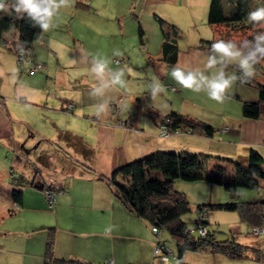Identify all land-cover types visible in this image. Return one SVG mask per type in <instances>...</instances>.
Segmentation results:
<instances>
[{
	"label": "crops",
	"instance_id": "1",
	"mask_svg": "<svg viewBox=\"0 0 264 264\" xmlns=\"http://www.w3.org/2000/svg\"><path fill=\"white\" fill-rule=\"evenodd\" d=\"M211 1L73 0L35 42L30 57L46 70L34 74L23 73L17 63L19 34L4 35L7 44L0 42V264H44L50 229H54L53 254L58 259L91 264H179L175 258L167 262L155 258L154 248L163 240L162 233L155 236L151 226L130 213L97 177L109 178L117 169L163 151L213 156L211 168L227 160L247 164L251 149L264 159V117L246 119L242 111L218 123L202 120L214 129L221 127L212 138L186 132L161 136V122L169 114L192 113L183 111V93L165 103L162 91L153 100L154 81L169 88L178 85L170 75L175 67L210 75L220 65L206 67L213 55L207 39L197 42L193 37L192 43L186 36L177 40L176 63L165 61L155 16L178 29L192 28L208 22ZM99 64L105 65L103 74L93 70ZM120 70L124 72L122 84H115ZM241 98L243 103L259 102V94ZM69 104L74 108L65 114ZM119 120L125 122V129L115 126ZM214 143L220 144L218 151L210 149ZM22 144L24 148L34 146L33 162L21 158ZM21 174L24 180L18 177ZM14 178L24 184L19 186L23 191L20 205L12 196L18 188L12 183ZM34 180L41 184L54 181L57 200L53 211L47 208L45 193L32 187ZM202 184L206 190L196 201L197 207L264 200L260 195L256 200L239 199L238 192L232 195L221 187ZM247 227L252 228L239 216L231 231L238 243L260 249L264 256V237H242ZM184 262L264 264L253 256L231 261L209 252L188 253Z\"/></svg>",
	"mask_w": 264,
	"mask_h": 264
},
{
	"label": "trees",
	"instance_id": "2",
	"mask_svg": "<svg viewBox=\"0 0 264 264\" xmlns=\"http://www.w3.org/2000/svg\"><path fill=\"white\" fill-rule=\"evenodd\" d=\"M0 3L5 5L4 10L0 11V42H6L5 34L16 32L20 36L19 50L30 55L35 42L40 39L44 30L39 26H33V22L26 16L21 18L14 11L15 0ZM258 7H264V0H212L208 24L214 28L216 39L206 42V44L211 48V44L220 39L236 42L251 40L255 33L262 32L264 29V23L254 26L246 22L248 12ZM155 18L161 29L164 60L169 64H175L179 53L177 40L181 33L180 29L158 16ZM225 29L226 32H223L225 34L219 36V33ZM235 67L239 76V68L237 65ZM244 84L258 90L259 102L243 103L242 116L246 119L260 120L264 117L262 109L264 104V61L255 66V75ZM65 114L67 113L65 112ZM148 115L153 117L154 114L152 111H148ZM164 127L169 130L171 136L177 135L176 133L180 131L212 138L217 132L206 122L178 112H172L161 122V128ZM214 158L206 154L188 152H157L117 169L109 178L98 176L97 180L107 184L113 196L130 213L147 222L151 228L158 229L160 237L163 230L170 234L175 243L176 253L166 242L159 239L165 250L168 249L172 254L169 260L174 257L179 264H186L184 262L186 254L209 252L221 255L231 261L242 260L251 253L257 261H264L260 249L241 245L233 233L225 240H218L217 232H210L207 228L209 224L204 221L202 222L203 227L208 232L202 236L199 233V226L197 228L195 225L191 229L183 220V217L192 209L185 194L173 190V184L177 180L192 184L208 183L221 187L232 195L239 189L259 191L261 188V183L264 181V159L256 150L251 149L247 164L227 160L232 164V170L220 165L211 168L210 162ZM20 161L22 162V160ZM21 179L24 180V178ZM21 179L14 178L13 185L18 188L23 186ZM44 183L41 184L40 181L34 180L32 187L45 193L47 208L53 211L56 206L57 192L54 183L50 185ZM18 188L13 189L12 196L15 203L20 205L23 191ZM47 192L55 197L52 205L47 200ZM255 208H258L259 211L261 208L264 210V201L242 205L237 203L216 206L199 205L197 211L199 216H205L213 211L237 213L244 223L255 229L264 224V213L256 212ZM53 231L54 229H50L44 264H91L79 260L56 258L53 254ZM110 262L107 264H111ZM112 264L114 263L112 262Z\"/></svg>",
	"mask_w": 264,
	"mask_h": 264
},
{
	"label": "rangeland",
	"instance_id": "3",
	"mask_svg": "<svg viewBox=\"0 0 264 264\" xmlns=\"http://www.w3.org/2000/svg\"><path fill=\"white\" fill-rule=\"evenodd\" d=\"M263 31H264V29H263ZM180 32L181 33H180V36L178 38L186 36L185 38H187V40H190L192 43H193V41H192L193 37L198 38L197 42H200L201 39H207L206 41H212V39L213 40L216 39L215 38V34H216L215 30L212 26H210L208 24L207 20H205L203 23H199V24L193 26L192 28L189 27V28H186L183 30L180 29ZM223 32H226V29L222 30L221 33H219V36H222L223 34H225ZM4 43L7 44L6 42H4ZM236 65L237 64L234 62L233 63L225 62L224 68H225L226 75H231V74L237 75L238 72H237V68L235 67ZM219 67H221V65ZM218 70L215 69V71H212V73L210 75L215 74ZM203 74L211 77L209 75V73H203ZM256 77H258V75H256ZM164 83H166V85H169L168 82H164ZM170 85H172V84H170ZM172 86L173 87L168 88L165 85H163V83H162V88H163L162 91L165 94V99H164L165 103L171 102L173 97L176 94H177V96H180L183 93L182 97L186 100V102L184 103L185 105L183 106V111H184V109H186L185 111L189 110V112L193 114V115L189 114L190 116L197 118V119H200V120L213 121L215 123H218L220 120H222L223 117L227 116L228 114L235 116V115L241 113L242 105H243V100L241 97H243V95H246L249 97L258 95V90L256 88L249 87V86L245 85L244 83H240L238 80L234 83L233 87L228 91L227 98L225 99V101L223 103H218V102L210 99L207 96L206 92H204V91L197 93V92H194V91L189 90V89H183L178 85H172ZM171 88L176 89V91H172ZM236 92L240 93V96L236 95ZM182 101H179V104ZM176 105H178V102L176 103ZM186 105L187 106L190 105L191 108L187 107ZM218 108H221V109L219 110ZM64 111L67 114L70 113L68 108H66ZM119 121H117L115 123V126L117 128L125 129L127 127V125H125V122H123V121L119 122ZM122 122L124 123V125L122 124ZM215 127L217 128L216 133H219L221 130V127L220 128H219V126H215ZM226 130L227 129H223L222 132H225ZM161 133H162V131H161ZM214 145H211L210 149H215L218 151L217 147L220 148V146H218L220 144L214 143ZM19 151H20L19 152L20 155H22L21 158H23V159L29 158L30 162H33L36 158V155L34 156V154H35L34 146H31L30 148H28V147L24 148V144H22V145H20ZM28 151H31L30 154L27 153ZM31 155H33V157H31ZM211 161H213V160H211ZM222 165L223 166L227 165V167L232 166L228 161H223ZM8 166L9 165L7 164V167ZM18 177L21 178L22 174L18 175ZM204 186L205 185L202 183L192 184V183H187V182H183L180 180H177L174 182L173 190L185 194L186 198L189 200V202L191 204V207L193 204L195 206V208H193V207L191 208L192 210L190 213H188L187 215H185L183 217V220L189 225V227L191 229H193L194 226L196 225L197 228L199 226L202 230H205L204 231L205 233H207L208 231L206 229H204L203 224H202V222L205 221L206 223L209 224L207 226V228L210 232H214V231L217 232L216 236H217L218 240H225L226 238H228V236L232 235L231 226L234 225L235 222L237 223V218H239L240 215H236V214H233L230 212L213 211V212H209V214H205V216H204L205 220H203V218H201L199 216V212L197 211L198 207L196 206L197 205L196 201L200 200V198L202 197L201 192H202V190H204L203 189V188H205ZM205 190H206V188H205ZM237 192L240 194L239 199H247V200H253L254 199V200H256V199H258L256 197V195L257 196L260 195L258 197H264V181L262 182L261 188L259 189V191L239 189ZM262 201H264V200H262ZM254 210L256 212L259 211L258 208H255ZM259 212L264 213V210L261 208V211H259ZM200 228H199V230H201ZM254 230H257L256 233L259 234L260 237H264V233L262 232V231H264V226H261L259 228H255V229L247 227L244 230L245 235H242V237H246V236H248L249 238L252 237L249 234H253L254 236H258L257 234L253 233ZM162 236H163L162 241H165L168 244V246L176 253L175 243L172 240L170 234L166 230H163ZM191 256H198V255L192 254ZM248 256L252 257L253 255L251 253H249ZM156 259H158V258H156ZM192 261H195V260H192ZM245 264H252V263L246 262Z\"/></svg>",
	"mask_w": 264,
	"mask_h": 264
},
{
	"label": "clouds",
	"instance_id": "4",
	"mask_svg": "<svg viewBox=\"0 0 264 264\" xmlns=\"http://www.w3.org/2000/svg\"><path fill=\"white\" fill-rule=\"evenodd\" d=\"M72 3L73 0H15L13 9L21 18L26 16L32 21L33 26H39L44 31H48L60 10L71 7ZM4 8L5 5L0 3V11ZM246 22L254 26L264 23V7H258L248 12ZM211 51L213 55L208 57L206 67L214 69L217 65H221L211 77L203 73L185 71L180 67L173 68L170 75L181 88L197 93L204 91L210 99L223 103L234 83L237 80L240 83H246L255 75V66L264 61V31L255 33L251 40L239 42L224 39L216 40L211 44ZM225 62L236 63L240 75H226ZM93 70L98 74H103L105 65L99 64ZM123 75V70H120L113 83L122 84L121 77ZM162 90V85L158 81H154L151 87L153 100Z\"/></svg>",
	"mask_w": 264,
	"mask_h": 264
},
{
	"label": "built area",
	"instance_id": "5",
	"mask_svg": "<svg viewBox=\"0 0 264 264\" xmlns=\"http://www.w3.org/2000/svg\"><path fill=\"white\" fill-rule=\"evenodd\" d=\"M80 1L83 2V3L90 2V0H80ZM17 63H18V65H19V67H20V69H21V71L23 73L34 74V73H38V72H41L43 70H46V68H45L44 65H42V64H35L33 62L32 58L30 57V55H28L25 51H22V50H19V49L17 50ZM171 90L172 91H176V89H174V88H171ZM67 108H68L69 111H72L73 108H74V106H73V104H69ZM122 124L124 125L123 122H122ZM161 130H162V133H161L162 134L161 135L162 137L169 138L171 136L169 130L166 127L161 128ZM177 134H181V132L179 131ZM53 183H54L53 180L46 181V184L47 185H50V184H53ZM46 197H47V200L49 201V203L52 205L54 203V201H55V197L53 196V194L47 192L46 193ZM200 217L204 219V216L203 215H201ZM152 230H153V233L157 237L160 236V232L158 231V229L153 228ZM204 231L205 230H202L201 229L199 231V233L202 236H204V235L207 234ZM256 232H257V230H254L253 231L254 234H257ZM262 232L264 233V231H262ZM257 235L260 237L259 234H257ZM161 244L162 243L159 242L155 246L154 256H155V258H158V259H160L163 262H167V261H169V258L172 257V254H171V252L168 249L165 250L164 246L161 245ZM110 263L112 264V261Z\"/></svg>",
	"mask_w": 264,
	"mask_h": 264
},
{
	"label": "water",
	"instance_id": "6",
	"mask_svg": "<svg viewBox=\"0 0 264 264\" xmlns=\"http://www.w3.org/2000/svg\"><path fill=\"white\" fill-rule=\"evenodd\" d=\"M37 148V147H36ZM27 153H29V152H27Z\"/></svg>",
	"mask_w": 264,
	"mask_h": 264
}]
</instances>
